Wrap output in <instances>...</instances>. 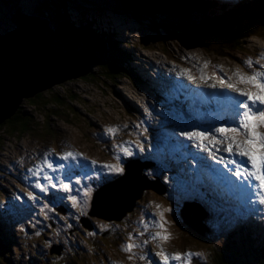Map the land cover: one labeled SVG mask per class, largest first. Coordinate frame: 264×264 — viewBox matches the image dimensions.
Segmentation results:
<instances>
[{
	"label": "rangeland",
	"instance_id": "1",
	"mask_svg": "<svg viewBox=\"0 0 264 264\" xmlns=\"http://www.w3.org/2000/svg\"><path fill=\"white\" fill-rule=\"evenodd\" d=\"M12 1L9 5L12 6L14 3L12 7L15 10L19 4L16 6L17 0ZM215 1L221 4L226 1L225 4L229 7L231 4L229 0ZM92 2L98 4L96 7L100 9L98 12H105L94 14V22L98 23L96 15H100L102 21L98 23V30L106 31L107 35L111 33L123 50V55L131 57L124 71L110 77L105 74V68L101 65L105 60L98 56L101 59L100 61L94 59L95 61L90 64L89 74L66 80L61 85H55L52 89L44 91L48 92L56 88L57 93L65 99L62 100L64 104L57 101L55 106L53 104L56 102L51 100L46 106L35 107L26 102L28 99L21 103L18 110L25 108L32 111V115L39 121L33 129L10 133L7 132V128L5 130L1 128L0 134L3 139L0 144V190L2 189L0 195H3L1 198L3 202L0 211L5 213L11 209L15 214L14 219H10V224L1 226L8 244L5 246L0 243V264H9L8 258L14 264L27 262L42 264V258H45V264H152L153 259L156 264H161V258L155 256L157 252L167 253L169 257L174 253L192 254L182 260L169 259L168 264H202L210 253L211 257H215L216 252L230 256L233 250L232 243L240 240L237 238L236 241L235 237L228 239V234H233L232 231L237 225L236 230H239L244 237L249 236L246 230L251 228L256 246H260L264 242V205L256 202L259 200V194H253L251 189H241L234 185L225 188L224 191L211 190L217 195V199H220L222 206H218L209 193L205 195L202 193L195 199H183L203 204L208 212L204 222L209 229L202 228L203 235L185 223V216L179 212L183 200H178L175 194V180L170 179L171 182L165 180V174L170 175L168 178H171V174L178 170L176 164H182V169L184 167V170H189L190 167L197 168L198 161H205L203 162L205 164L212 161L202 159L201 155L197 156L196 163L190 156L191 151L187 147L189 144L186 139L180 137L181 140L177 141L168 134L169 130L172 131L169 133L179 136L181 129L178 125L186 122L187 125L198 124L200 130L207 131L210 127L217 126V121L230 118V113L235 111H214L202 103L204 100L198 99L196 96L198 94L194 95L193 101L185 102L178 99L190 98L191 93L197 91L194 83L187 79L189 72L185 70H190L191 75L197 79L203 71L212 77L210 83L219 81L220 78L235 83L236 72L264 74V68L261 67L264 65V28L243 38L238 48L229 46L224 50V54L218 56L206 50L204 46L201 47L188 40L195 24L201 22V14L192 13L188 20H185L177 18L174 13L156 14L154 17L134 13L137 18L126 13L118 14L119 11L117 13L114 6L105 10L104 6L107 3L104 1ZM86 4L87 2L83 4V8ZM166 5L171 10L174 7L173 1L170 5ZM214 5L217 12L230 11V8L217 6V2ZM118 7L123 6L119 4ZM83 18L88 20L90 14ZM106 19L112 22L106 23ZM167 24L171 28L179 26L180 33L176 31L168 33V27L158 28ZM248 60L252 61L251 66L245 63ZM165 73L167 75L169 73L170 76L164 75ZM177 73L180 75L178 76ZM142 76L148 83L144 82ZM181 76L184 78V83ZM229 77H232V80H229ZM174 80H177L176 83ZM216 85L214 90L219 88V85ZM237 86L249 88L247 84ZM161 87L164 90H159ZM157 91H160L159 95ZM161 91L164 92L163 95ZM156 95H165L166 99ZM46 96L48 98V95ZM170 102L174 103V107L170 106ZM47 119L53 125V134H48ZM260 130L264 131V129ZM211 135L212 133L208 138H211ZM214 135L222 142L217 145L210 139L205 145L213 153L217 148L222 150L226 146L219 134L214 133ZM138 142L143 145L144 152L139 151ZM195 145L193 148L199 153V143L195 142ZM124 148L138 154L140 161L149 165H145L144 168L139 166L140 177L143 176L146 180L142 185L140 184L144 195L143 193V196L140 195L141 190L138 188L131 198L134 199L139 195L141 198L133 203L129 199V207L131 205L132 207L126 213H122L118 217L120 219L108 220L92 214L91 193L84 199L78 197L75 206L67 200L63 192L58 191V195L52 196L47 194L49 199L45 207L41 201V194L44 193L35 187L36 184L31 182L29 186L32 188H27L13 175L16 171L19 174L22 171L26 180L32 178V181L40 180L44 184L41 170L46 164L43 161L45 159L42 158L47 154L57 155L59 151L82 154L87 159L81 161L95 160L100 166L117 164L120 161H123L124 166L125 158H128L123 154ZM39 150L42 151L39 153ZM206 155L207 151L204 152V156ZM117 157L120 158L119 161ZM176 158L181 162L175 163ZM54 159L53 157L48 160L53 162ZM200 167V171L208 181L207 184L210 182L216 187L225 186L211 178L202 163ZM191 172L193 177H190L188 187L184 186L190 193L183 188L185 195L198 192L194 187L199 171ZM104 174L111 175L106 171ZM174 178L186 185V178L184 179L180 173ZM157 181L166 186L162 194L154 187ZM147 184L150 185L148 189ZM162 184L159 186L160 189H163ZM204 187L207 188L205 185ZM243 190L246 192H242ZM12 192H16L21 200L19 207L16 200L10 199ZM27 192H33L38 197L32 201L26 199L29 206L25 205L24 200L28 198ZM11 196L15 195L11 194ZM60 196H65V199L61 201ZM57 201L63 203L64 207L55 204ZM157 205L160 207L157 208ZM19 208L23 213L29 209L30 213L21 216ZM157 213L159 215H156ZM3 219L0 217V223L4 222ZM31 221H36V225H41V228L46 226L47 231L39 230L40 228L34 227L33 223L27 224ZM161 222H164L163 227L159 226ZM157 232L161 234L160 237H156ZM164 236H168V239H163ZM12 242L15 244L13 245ZM225 242H228V247L224 245ZM128 244L133 245L130 250L127 248ZM39 256L40 261L36 263L32 258ZM142 256L145 258L141 259Z\"/></svg>",
	"mask_w": 264,
	"mask_h": 264
},
{
	"label": "water",
	"instance_id": "2",
	"mask_svg": "<svg viewBox=\"0 0 264 264\" xmlns=\"http://www.w3.org/2000/svg\"><path fill=\"white\" fill-rule=\"evenodd\" d=\"M117 1L125 4L134 16L154 17L156 14L172 15L174 12V8L171 10L166 5H170L171 0ZM199 14L202 20L195 24L197 29H212L225 37L235 33L231 21L206 17L202 10ZM13 22V29L0 32V125L15 116L25 99L34 98L66 80L89 74L94 59L105 60L108 55L107 41L90 25H77L65 19L52 24L48 18L26 13L21 6L14 10ZM194 43L200 45L198 41ZM138 163L130 160L125 166L126 175L123 178L94 192L92 214L108 220L120 219L118 217L132 207L131 203L129 207L128 200L133 203L141 198L143 189L140 184L146 180L140 177ZM149 187L147 184L146 188ZM138 188L140 195L132 199L131 195L136 194ZM191 208L195 209L193 205H187L182 210L185 221L203 234L201 216H194Z\"/></svg>",
	"mask_w": 264,
	"mask_h": 264
},
{
	"label": "trees",
	"instance_id": "3",
	"mask_svg": "<svg viewBox=\"0 0 264 264\" xmlns=\"http://www.w3.org/2000/svg\"><path fill=\"white\" fill-rule=\"evenodd\" d=\"M92 1H100V0H17L18 6H21L26 13L32 15L42 16L44 18L50 19L51 23L54 24L59 20H72V14L69 12L72 8L78 9L76 11L79 12V16H75L77 22L79 24H88L93 26L96 24L93 20L84 19L83 16L89 14H102L105 12H98L99 8H96V5ZM106 2L107 4H103L105 10L112 9V6L116 8V12L128 14L130 16H134L128 10V7L118 2L117 0H101ZM174 4V15L177 16L179 19L188 20L192 13L199 14L200 10L203 11V14L215 18H221L222 20H229L232 22L234 26L235 33L232 36L225 37L221 35L219 32H215L212 30H205V29H197L194 26L193 32H188L190 41L200 42V45L208 50L209 52H213L216 55L224 54V50H227L230 46L231 48H238L240 42L243 38H247L249 34H255L258 29H263L264 26V0H236L235 2L229 5L221 4L215 0H171ZM9 2H13L12 0H0V32H6L8 30L13 29V15H14V3L12 6L9 5ZM86 7L83 8V4L86 3ZM217 2L218 5H225V7H229L230 11L225 12H217L216 6L214 3ZM225 3V2H224ZM119 4L123 7L119 8ZM17 6V7H18ZM10 7H12V11H10ZM3 8V9H2ZM79 8H83L80 10ZM123 8V9H122ZM70 9V10H69ZM199 10V11H198ZM103 11V10H101ZM207 13H206V12ZM209 11V12H208ZM83 15V16H82ZM162 27L169 28L167 31L171 33V31H176L180 33V27L174 26L173 28L170 27L169 24L165 26H159L158 28L162 29ZM97 31L98 28H95ZM184 30V28H182ZM104 36V39L108 43L107 51L108 55L104 62L101 63L102 67L105 68V74L109 75L110 77L124 71L123 69L126 68L127 61H129V56L123 55V50L120 48L118 42H115V38L109 33L106 34V31H99ZM206 45V46H205ZM127 68L129 66L127 65ZM81 79V78H80ZM48 93V94H47ZM48 95V98L47 96ZM55 101L53 105L57 104L58 102H62L65 99L57 93L56 88L50 90L48 92H43V94H38L34 98L28 99L26 102L30 103L33 106H46L50 101ZM57 106V105H55ZM32 111H28V109L21 108L17 115L14 116L12 119L8 120L5 125H0L1 128L4 130L7 128V132H25L30 131L39 123L35 116L32 115ZM52 123L49 119L46 121V128L48 134H53L52 131ZM1 133V132H0ZM0 134V144L3 139V136ZM69 168V165H68ZM75 169V166H71V172ZM66 206V205H65ZM34 227L40 228L39 230L47 231V227L41 225H36L33 223ZM234 228L233 234H228V239L235 237L236 241L239 239L240 241L233 244V250L230 252V256L228 257L225 253L222 252L215 254V257H211V253L209 257L204 258L205 260L202 261V264H264V242L260 246H256L255 239L252 237V229L247 228V232L249 236H243L241 232ZM240 234V236L238 235ZM238 238V239H237ZM226 241V240H225ZM230 241V240H229ZM0 243L2 245H7L4 241V238L1 236L0 233ZM231 243V241H230ZM225 246H229L228 242L224 243ZM39 259V260H37ZM43 259V258H42ZM9 264H14L13 261L8 258ZM34 261L37 263L40 261V256L38 258H34ZM12 262V263H11ZM24 264H31V262H27Z\"/></svg>",
	"mask_w": 264,
	"mask_h": 264
},
{
	"label": "snow or ice",
	"instance_id": "4",
	"mask_svg": "<svg viewBox=\"0 0 264 264\" xmlns=\"http://www.w3.org/2000/svg\"><path fill=\"white\" fill-rule=\"evenodd\" d=\"M245 63L248 66L252 65L251 60L245 61ZM261 67L264 68V65ZM185 71L190 72V70L187 69ZM177 75L179 76L180 74L177 73ZM234 76L236 82H229L227 84V88L231 89L232 92L239 97V99H236V110L232 116L217 121V126L214 128L210 127L207 131L200 130V125L198 124H186L185 128H191V130H181L179 136L185 138L188 144L192 147H195V142L199 141V152L203 154L207 151V155H202V159L214 160L215 163L224 165L228 175L235 177L237 185L241 189L253 190V194H259V200L256 202L264 205V131L260 130L264 129V108L261 107L264 106V74L258 72H253L251 74L236 72L234 73ZM187 79L193 81L195 80V77L189 74ZM199 79L209 88H215L217 86L215 83H208L212 77L206 75L203 71L201 72ZM228 79L232 80V77H229ZM219 84L223 86L225 80L220 78ZM240 84H247L249 85V88H240L237 86ZM213 132L219 134L223 138V142L226 144V146L223 147V152L228 154L227 157L220 156L217 158L210 149L206 148L204 140ZM211 141L217 145L222 142L217 139L216 135H211ZM137 147L140 152L145 151L143 145L139 144V142L137 143ZM216 151H220V149L217 148ZM123 154L126 157L135 156V153L129 151L127 148L123 149ZM192 158L197 159V156L193 155ZM59 159L62 161H79L86 160L87 158L83 157L82 154L66 151L60 154ZM117 160L119 161L120 158L117 157ZM90 163L93 166L97 164L95 160ZM45 164L47 168L54 170L67 167L64 163L54 165L47 158L45 159ZM105 171L111 175L101 176L97 181L98 183L104 181L116 182L117 177L123 178L126 175L123 161H120L117 164H103L99 168H94L93 177L98 173H104ZM84 178L88 179L89 177L85 174ZM43 179L46 183L42 184L40 180H37L35 185V187L39 188L41 193L47 195L49 188H55L58 191L65 193L67 200H70L74 206L77 204L80 190L78 189L77 194L75 195L71 194V176H65L64 179L60 180L58 183L54 182L55 177L48 175H45ZM168 179V177H165V180ZM81 183V178L78 177L75 179L76 185H80ZM90 191V186L85 185L83 195L88 196ZM26 195L30 200L38 199L33 192H27ZM65 196H60L61 201L65 199ZM45 207H47V205H45ZM159 207L160 206L157 205V208ZM169 211H171V209H169ZM156 215H159V213ZM159 226L163 227L164 222H161ZM155 235L156 237H160L161 234L157 232ZM163 239H168V236H164ZM132 247V244L127 245L129 250ZM191 255V253H174L169 257L168 254L164 252L155 253V256L161 258V264H168L169 259L182 260L185 256ZM144 258L145 257L143 256L141 257V259ZM152 264H156L155 259L152 260Z\"/></svg>",
	"mask_w": 264,
	"mask_h": 264
},
{
	"label": "bare ground",
	"instance_id": "5",
	"mask_svg": "<svg viewBox=\"0 0 264 264\" xmlns=\"http://www.w3.org/2000/svg\"><path fill=\"white\" fill-rule=\"evenodd\" d=\"M101 34V33H100ZM102 35V34H101ZM101 37V36H100ZM102 38V37H101ZM103 39V38H102ZM104 40V39H103ZM149 58V57H148ZM164 75H166V76H170V74L168 73V75L165 73ZM176 76V75H175ZM182 77V76H181ZM181 80H183V83H184V78L182 77V79ZM177 80H174V83L176 82ZM161 82H163V81H161ZM164 83V82H163ZM192 83H195L194 81H192ZM165 84V83H164ZM190 84V83H189ZM192 88V87H191ZM160 89H162L163 90V87H161ZM159 89V90H160ZM158 92V95H159V92L160 91H157ZM196 92L197 91H193L192 93H191V97L190 98H186V100L187 101H193V97H194V94H196ZM198 94V93H197ZM158 95H156L157 97H160V98H162V99H166L165 98V95L164 96H158ZM162 95V94H161ZM197 96V95H196ZM200 96V95H199ZM201 97V96H200ZM185 98V97H184ZM171 104H170V106L171 107H174V103L173 102H170ZM183 105V104H182ZM261 107H264V106H261ZM232 108H234L233 106H229V107H227L226 108V110H228V111H230ZM234 110H236V108L234 109ZM231 112V111H230ZM235 112V111H234ZM234 112H232V113H230V116H232V114L234 113ZM176 118H177V116H175ZM176 118H175V120H176ZM196 119V118H195ZM175 120L173 119V121L175 122ZM183 122V121H182ZM185 125H186V122L184 123V124H179L178 126L180 127V129L181 130H184V129H186L185 128ZM169 132H172V131H169ZM168 132V134H170L171 136H173V137H175L176 139H178V140H181V138H180V136H177L176 134H171V133H169ZM212 135H214V133H212ZM214 143V142H213ZM215 144V143H214ZM42 150H39V153L41 152ZM222 152H223V149L222 150H220V152H219V154H222ZM198 153V151H195L194 149L193 150H191V154H197ZM201 153L199 152L197 155H200ZM204 156V155H203ZM193 160H195V162H196V159H193ZM197 163V162H196ZM195 164V163H194ZM200 163H197V170H200ZM179 172H180V175L185 179V178H190V177H186V175L183 173V172H185V173H189V172H187L186 170H184V169H182V171H181V169H179L178 170ZM90 172L92 173V171L90 170ZM172 181H173V179L175 180L174 181V183L176 184V187H179V186H181L182 188H184L185 190H186V192L187 193H190V191L186 188V187H184L182 184H184L183 182H182V184L176 179V178H174V177H172V175H171V178H170ZM213 179H215V180H217V178H213ZM91 184V183H90ZM92 185V184H91ZM212 187H214V186H212ZM219 190H222V191H224L225 189L224 188H220L219 187ZM242 192H246V191H242ZM217 194H220V192H217ZM200 195H202V194H200V193H198V192H196V193H191V195H187V197L188 198H192V199H195V198H197V197H199ZM19 213H17V215H18ZM203 235H204V229H203Z\"/></svg>",
	"mask_w": 264,
	"mask_h": 264
},
{
	"label": "clouds",
	"instance_id": "6",
	"mask_svg": "<svg viewBox=\"0 0 264 264\" xmlns=\"http://www.w3.org/2000/svg\"><path fill=\"white\" fill-rule=\"evenodd\" d=\"M206 12V11H205ZM99 34H100V32L99 31H97ZM203 225V227H204V224H202ZM1 226H4V223L2 222V223H0V232H2V227ZM205 228V227H204ZM194 229V228H193ZM195 230V229H194ZM199 233V232H198ZM201 234V233H200Z\"/></svg>",
	"mask_w": 264,
	"mask_h": 264
}]
</instances>
